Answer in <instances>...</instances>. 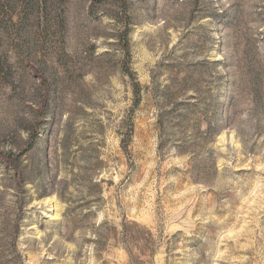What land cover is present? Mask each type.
<instances>
[{
	"label": "rangeland",
	"instance_id": "374dc122",
	"mask_svg": "<svg viewBox=\"0 0 264 264\" xmlns=\"http://www.w3.org/2000/svg\"><path fill=\"white\" fill-rule=\"evenodd\" d=\"M94 4L0 0V264H264V0Z\"/></svg>",
	"mask_w": 264,
	"mask_h": 264
},
{
	"label": "trees",
	"instance_id": "16d2710c",
	"mask_svg": "<svg viewBox=\"0 0 264 264\" xmlns=\"http://www.w3.org/2000/svg\"><path fill=\"white\" fill-rule=\"evenodd\" d=\"M102 1H103V0H94V3H95L94 5H96L97 3H100V2H102ZM135 91H136V95H138L139 92H138L137 90H135Z\"/></svg>",
	"mask_w": 264,
	"mask_h": 264
}]
</instances>
